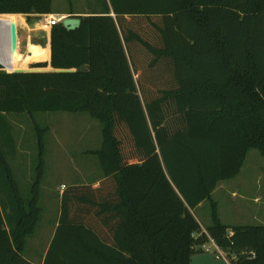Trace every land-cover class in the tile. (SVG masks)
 I'll return each mask as SVG.
<instances>
[{
    "label": "trees",
    "instance_id": "obj_1",
    "mask_svg": "<svg viewBox=\"0 0 264 264\" xmlns=\"http://www.w3.org/2000/svg\"><path fill=\"white\" fill-rule=\"evenodd\" d=\"M103 7L75 29L51 26L49 64L73 71L0 69V114L86 112L102 125L89 153L103 179L63 191L41 264H190L209 238L231 264H264V225L228 226L212 202L202 231L191 212L240 172L248 150L264 157V0ZM35 13H52L51 0H0V15ZM47 57L31 45L21 68ZM35 130L28 197L0 146V264H33L23 252L42 212L45 151Z\"/></svg>",
    "mask_w": 264,
    "mask_h": 264
},
{
    "label": "rangeland",
    "instance_id": "obj_2",
    "mask_svg": "<svg viewBox=\"0 0 264 264\" xmlns=\"http://www.w3.org/2000/svg\"><path fill=\"white\" fill-rule=\"evenodd\" d=\"M90 3V0H51V8L53 11L71 8L84 11L90 9ZM15 16L0 15L2 45L7 28L5 22ZM22 17L30 21L25 15ZM29 40V35L23 36L24 44ZM23 56L17 58L11 68H8L5 57L0 56V69L11 71L23 67L21 63L17 64ZM36 63L46 64L36 68H50L49 58L29 61L24 68H35ZM35 123L44 129V168L39 198L42 212L34 232L27 237L23 255L33 264H41L43 253L51 242L63 191L76 182L81 185L103 179L97 157L89 153L102 143V125L86 112L1 113L0 146L24 197L29 196L39 160ZM211 197L212 200L206 199L194 209L203 227L212 224V202L216 203L220 221L226 225H264V157L259 151L248 150L240 172L219 182ZM201 247L202 250L195 252L191 264H231V256L223 249H220L221 254L210 241Z\"/></svg>",
    "mask_w": 264,
    "mask_h": 264
},
{
    "label": "crops",
    "instance_id": "obj_3",
    "mask_svg": "<svg viewBox=\"0 0 264 264\" xmlns=\"http://www.w3.org/2000/svg\"><path fill=\"white\" fill-rule=\"evenodd\" d=\"M90 1H91V3H90V9H88V10L82 11V10H74V9L71 8V9H68V10H65V11H53L52 8H51L52 13L46 14V15L58 16L62 20L64 17H68V16H71V17H80V16H87V15H92V14H100L103 11V8H104L103 7V0H90ZM5 15H18V16H20V18L22 19V21L24 23V24L23 23H20L21 25H18L17 24V27H19V30H21L20 47L18 49L21 51L22 54H24L22 60L20 62H18L17 64H19V63L22 64L26 60V58L28 56V52H29V47L31 45L44 46L45 48H47V50H48V57L47 58H49V61H50V55H51V46H50L51 26H48L43 21V15H45V14H37V13L30 14V16H32V17H30V19H29L30 21L29 22L25 21V18L22 17L24 15L26 17H28L29 15H27V14H5ZM112 15H113V13H112ZM26 35L27 36L28 35L30 36V40H29V42L27 44H24L23 43V36L25 38ZM24 50L26 51V53H23ZM0 56H4L5 59L7 58V50H6V47L4 45H2L1 41H0ZM21 57H17V58L20 59ZM97 181H99V180H97ZM221 182H223V181H220V183ZM93 183H96V181L93 182ZM77 184H79V183L76 182L74 185H77ZM218 185H219V183L216 185V187ZM61 194H62V192H61ZM202 202H200L195 208L201 206L202 205ZM59 205H60V203H59ZM194 209L191 210L192 214L194 215V217L196 218V220L199 222V224H200V226L202 228V231H206V228L209 225L208 226H205V227L202 226L200 220L197 218V216L194 213ZM60 212H61V207H59V211L57 213L58 214L57 215V219L54 221V230H53V234L50 237V240H52V237L54 235L55 229H56V227L58 225ZM228 226H230V225H228ZM234 226H236V225H234ZM237 226H242V225H237ZM46 250L43 253V256H42L43 258L45 256ZM194 254L195 253H193L191 255L190 264L192 263V258L194 256ZM42 261H43V259H42Z\"/></svg>",
    "mask_w": 264,
    "mask_h": 264
},
{
    "label": "water",
    "instance_id": "obj_4",
    "mask_svg": "<svg viewBox=\"0 0 264 264\" xmlns=\"http://www.w3.org/2000/svg\"><path fill=\"white\" fill-rule=\"evenodd\" d=\"M62 25L68 29L72 30L79 26L80 24V18L79 17H64L61 20ZM9 34H10V49H11V55L14 56L17 52V49L20 47V35L21 32L19 28L17 27V24L14 20H11L9 22ZM86 67H82L81 70H85ZM66 71L71 72L73 69H53L51 66L49 69H42V68H14L11 71L8 72H38V71Z\"/></svg>",
    "mask_w": 264,
    "mask_h": 264
},
{
    "label": "bare ground",
    "instance_id": "obj_5",
    "mask_svg": "<svg viewBox=\"0 0 264 264\" xmlns=\"http://www.w3.org/2000/svg\"><path fill=\"white\" fill-rule=\"evenodd\" d=\"M11 20H14L16 22V24L18 23H23L22 19L16 15L13 18H10L8 20H6V31L4 33V46L6 47L7 50V58H6V64L8 66V68H11L15 65L16 61H17V57H21L22 53L19 49H17V52L14 56L11 55V49H10V34H9V22ZM24 24V23H23ZM17 68H21V67H17ZM13 70V69H12Z\"/></svg>",
    "mask_w": 264,
    "mask_h": 264
},
{
    "label": "built area",
    "instance_id": "obj_6",
    "mask_svg": "<svg viewBox=\"0 0 264 264\" xmlns=\"http://www.w3.org/2000/svg\"><path fill=\"white\" fill-rule=\"evenodd\" d=\"M43 21L48 25V26H53L57 23L61 22V18L58 16H52V15H43ZM209 241L215 246L216 249L221 253L222 251L220 250L221 248L214 242L212 238H209ZM204 246V244L202 245ZM202 248V247H201ZM222 254V253H221Z\"/></svg>",
    "mask_w": 264,
    "mask_h": 264
}]
</instances>
